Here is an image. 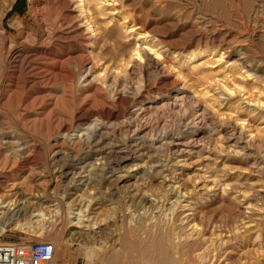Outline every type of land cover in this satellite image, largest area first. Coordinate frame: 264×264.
Wrapping results in <instances>:
<instances>
[{"label": "rangeland", "instance_id": "1", "mask_svg": "<svg viewBox=\"0 0 264 264\" xmlns=\"http://www.w3.org/2000/svg\"><path fill=\"white\" fill-rule=\"evenodd\" d=\"M260 1L0 0V243L261 264Z\"/></svg>", "mask_w": 264, "mask_h": 264}, {"label": "built area", "instance_id": "2", "mask_svg": "<svg viewBox=\"0 0 264 264\" xmlns=\"http://www.w3.org/2000/svg\"><path fill=\"white\" fill-rule=\"evenodd\" d=\"M22 1L30 6L40 0ZM54 254V246L47 241L0 243V264H49Z\"/></svg>", "mask_w": 264, "mask_h": 264}, {"label": "bare ground", "instance_id": "3", "mask_svg": "<svg viewBox=\"0 0 264 264\" xmlns=\"http://www.w3.org/2000/svg\"><path fill=\"white\" fill-rule=\"evenodd\" d=\"M260 9H261V13L264 14V0H261V1H260ZM259 18H260V17H259ZM260 20H261V19H260ZM262 21H263V20H262ZM148 50L152 52V49L148 48ZM155 54H156V53H155ZM137 55H138V54H137ZM138 56H139V55H138ZM75 215H76V219H75V220L77 221V222H76V225H77V224H79V222H81V216H82V213H79V212H78V213L75 214ZM53 246H54V245H53ZM54 248H55V246H54ZM53 259H54V258H53ZM52 261H53V260H52ZM52 261H51V262H52Z\"/></svg>", "mask_w": 264, "mask_h": 264}]
</instances>
